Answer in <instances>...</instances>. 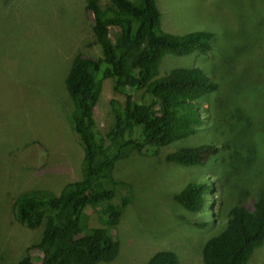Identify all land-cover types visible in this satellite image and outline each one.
<instances>
[{
    "label": "rangeland",
    "instance_id": "374dc122",
    "mask_svg": "<svg viewBox=\"0 0 264 264\" xmlns=\"http://www.w3.org/2000/svg\"><path fill=\"white\" fill-rule=\"evenodd\" d=\"M22 2L19 25L9 23L8 5L0 0V264L41 256L36 244L43 220L28 228L14 219L17 196L32 188L58 194L65 183L81 178V149L70 132L71 101L63 82L73 55L101 57L83 0ZM107 2L99 0L101 7ZM155 5L164 32L212 34L205 54H165L155 78L195 66L214 89L198 100L201 121L194 134L154 156L130 149L115 161V199H129L110 231L119 243L116 256L96 264H146L161 249L174 252L178 264H202L203 242L222 228L228 206L264 196V0H155ZM123 92L112 88L110 78L101 81L93 107L101 136L115 121L110 101L123 104ZM141 93L132 92L133 99ZM204 143L217 147L206 165L163 161L179 146ZM204 178L215 182L211 204L187 213L172 196L186 182ZM83 212L87 228L103 226L98 210ZM246 263L264 264V241Z\"/></svg>",
    "mask_w": 264,
    "mask_h": 264
},
{
    "label": "trees",
    "instance_id": "16d2710c",
    "mask_svg": "<svg viewBox=\"0 0 264 264\" xmlns=\"http://www.w3.org/2000/svg\"><path fill=\"white\" fill-rule=\"evenodd\" d=\"M22 0H2L8 5L9 23L21 25ZM90 16L93 41L101 57L82 54L71 57L64 87L71 101L69 128L81 149V178L65 183L58 194L32 188L13 202V217L28 228L43 220L36 244L39 258L24 255L11 264H96L111 261L119 243L110 231L116 225L128 196L115 199L117 182L111 171L127 150L159 148L195 133L200 121L198 100L214 89V84L198 67H177L155 78L165 54H205L211 49V33L193 31L169 34L160 28L155 0H83ZM115 28V29H113ZM111 35V36H110ZM111 79L115 91L123 92V104L111 100L115 121L100 135L93 119L101 81ZM141 90L139 99L132 92ZM213 144L179 146L166 153L163 161L178 166L206 165L216 154ZM215 182L204 178L188 181L172 199L187 213L209 206ZM85 208L101 213V227L87 228ZM222 228L206 238L201 247L202 264H247L254 248L264 241V196L251 204L238 201L225 210ZM204 226L205 221L196 222ZM146 264H178L171 250L155 251Z\"/></svg>",
    "mask_w": 264,
    "mask_h": 264
}]
</instances>
